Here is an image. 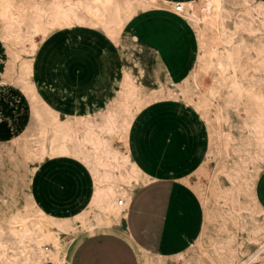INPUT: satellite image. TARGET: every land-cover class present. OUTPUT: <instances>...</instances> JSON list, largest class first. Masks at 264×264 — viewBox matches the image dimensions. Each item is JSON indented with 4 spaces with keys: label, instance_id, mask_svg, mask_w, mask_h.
Returning <instances> with one entry per match:
<instances>
[{
    "label": "bare ground",
    "instance_id": "bare-ground-1",
    "mask_svg": "<svg viewBox=\"0 0 264 264\" xmlns=\"http://www.w3.org/2000/svg\"><path fill=\"white\" fill-rule=\"evenodd\" d=\"M191 1L164 0L174 9L180 8L175 13L196 32L198 40L194 66L183 81L173 79L156 51L153 88L144 86V72L135 64L136 76L122 69L123 79L114 82L104 107L70 117L51 108L39 92L28 62L34 53L33 37L37 35L43 41L55 30L85 27L100 29L115 44L124 35L135 48L139 37L129 24L138 10H145V0H0V39L7 45L8 56L0 86L23 98L26 111L19 132L28 141L20 184L23 203L6 185L0 194V264H45L47 259L64 264V259L48 247L57 246L55 231L68 233L71 221L47 215L34 204L32 179L27 174H33L35 168L30 169L27 163L40 165L57 158L81 163L95 185L94 195L78 215L83 228L92 233L107 219L122 222L130 188L138 186L145 175L128 146L134 117L161 100L166 91L172 101L198 94L197 104L204 105L200 87L209 96L220 95V88L226 90L214 112L218 124L208 127L206 151L214 172L213 198L220 205L214 218L220 219L221 225L213 235L205 233L210 214L203 209L198 239L186 252L178 253L177 263L264 264V209L255 194L264 171V0H206L202 18L188 12ZM230 23L232 29L227 27ZM244 34L254 38V43L244 42ZM222 123H226V129ZM219 174L226 184L218 180ZM145 179L154 183L146 175ZM119 200L121 205L117 204ZM200 202L203 207V200ZM88 213L96 219L89 221ZM203 234L206 242L199 239ZM245 242L258 245L247 258L242 250ZM199 248H203L202 253L197 252ZM145 264H163V259L146 251Z\"/></svg>",
    "mask_w": 264,
    "mask_h": 264
},
{
    "label": "rangeland",
    "instance_id": "rangeland-1",
    "mask_svg": "<svg viewBox=\"0 0 264 264\" xmlns=\"http://www.w3.org/2000/svg\"><path fill=\"white\" fill-rule=\"evenodd\" d=\"M145 2V10H138L136 19L134 18V21L129 24L130 30L140 35L139 46L135 48L129 45L124 35L120 37L118 44L114 45L97 32L91 35L85 33L83 40L77 39L76 43H73L74 35L70 32L73 33L77 27L55 30L43 41L39 36H34V53L30 56L32 60L28 61L32 65L33 73L39 62L41 43L44 44L49 39L68 32L60 36L56 43L47 45L43 50L42 67L46 84L51 87L49 94L62 95L59 101L63 104L75 98L79 101V109H82L85 103L93 101L99 105L100 95L105 90L101 87L102 83L98 82V75L101 72L111 74L112 71L116 75L119 68H124L131 75L136 76L135 64L139 65L144 72V86L153 88V72L157 62L156 51L161 55L173 79L178 82L183 81L192 70L196 59L198 49L196 32L180 15L175 13L171 3H166L164 0H145ZM206 7V0H192L191 7L187 10L202 18ZM241 8L244 10L243 6ZM148 12L167 16L144 15ZM227 27L233 28L231 23ZM79 37L78 34L77 38ZM244 42L253 44L254 38L244 34ZM102 48L106 51L105 55L101 54ZM27 49H29L28 46ZM230 50H233L232 47ZM6 53L7 45L0 39V74L4 73V61L8 59ZM19 62L18 60L16 64ZM241 62L244 63V59H241ZM161 74L158 72L159 78ZM38 89L40 92L39 86ZM220 92V95L209 96L204 92V88L200 87V96L206 100L205 104L201 105L197 104L198 94H191L186 100L172 101L168 98L169 94L166 91L161 100L151 103L134 117L128 131V146L130 152L132 149L131 155L134 161L138 166L140 165L139 167L149 179H154V183L162 179L153 185L161 184L165 186V189L161 188L156 192L166 193L170 197V215L164 242L159 252L152 253L160 255L163 264H178L176 259L178 253L186 252L190 244L198 239L203 209L210 214V218L205 223V233L213 235L218 232L221 225L220 219L214 218L220 205L213 198L214 172L206 159L209 145L208 127L214 128L218 124L214 112L222 104L223 93L226 90L220 88ZM0 100V194L3 193L6 185L11 190H15L19 202L23 203L20 184L21 177L25 175L23 163H25L28 141L20 135L19 130L23 124L26 108L18 92L2 86H0ZM68 105L70 106V103ZM222 114L226 120V112L223 111ZM74 115L75 113L67 116ZM79 128L82 126L80 125ZM222 128L226 129V123H222ZM205 144L207 146L204 152ZM51 160L56 159L44 160L40 165L27 163L30 169L35 168L33 174H27L32 179L30 184L32 199L35 205L42 207L36 199L37 188L44 194L48 208L60 207L62 210L71 211L77 202L85 200L89 192L87 178L83 170L75 164L56 162L43 165ZM145 175L138 186L130 188V199L136 189L152 183L146 182ZM218 180L223 185L227 183L223 174L218 175ZM38 185H40L39 188ZM200 199L203 200V207ZM84 208L70 216L55 215L41 208L47 215L58 218L60 216L71 221L72 228L68 233L55 231L54 235L58 237L57 246L49 245L48 247L52 253L64 259V264H67L66 260L69 259L76 244L89 234L105 232L112 228L127 236L122 228V222L113 219L105 220L99 230L89 233L83 228L78 217L79 213L85 210ZM94 216L93 213H88L87 219L94 221L96 219ZM227 226L230 227L229 224ZM219 234L222 235L220 231ZM129 239L135 247L139 264H145L146 250L135 244L130 237ZM199 239L206 242L207 236L203 234ZM238 240L243 241L241 237H238ZM261 240H264V236ZM257 247L256 243L245 242L242 248L243 257L251 256ZM197 252L202 253L203 248H199ZM45 264L56 263L47 259ZM250 264L263 263L254 261Z\"/></svg>",
    "mask_w": 264,
    "mask_h": 264
},
{
    "label": "crops",
    "instance_id": "crops-1",
    "mask_svg": "<svg viewBox=\"0 0 264 264\" xmlns=\"http://www.w3.org/2000/svg\"><path fill=\"white\" fill-rule=\"evenodd\" d=\"M144 15L163 17L167 16L166 14H160L156 12H148ZM73 31V33L70 32L71 35H74L73 40L75 41H73V43H76L77 39L79 41L83 40L85 33L91 35L93 32H97L109 42L116 45L110 37L106 36L99 29L89 30L82 27H77ZM136 33L139 37V33ZM64 34H68V32L62 33L60 36ZM78 34L80 36L79 38H77ZM60 36H55L49 39L44 44L41 43L42 48H40L39 50V62L37 64L36 69L34 70V79L40 87V92L43 98L45 99L46 103L51 108L67 115H72L74 113L84 114L86 113V111H91L95 108L104 107L106 97H109L111 95V90L114 85V82L116 80L123 79L122 69L124 68H119L116 75L114 71H112L111 74H109V72H101L98 75V82L102 83L101 87H103L105 90V92L100 95L99 105L95 104V102L93 101L91 103H85L84 107L82 109H79V101L77 99L72 98L71 101L68 102L70 103L69 106L68 103H60L59 100L62 98V95L55 94L52 96L49 94L51 87H48V84H46V78L43 71L44 68L42 67L43 50H45V47L47 45L56 43V41L60 39ZM105 53V49L102 48L101 54L105 55ZM81 98L83 99L84 97L82 96ZM197 116L199 118L198 114ZM206 144L204 152L206 151ZM56 162H67L69 164H75L83 170L87 178L89 187V192L85 200L77 202L74 209L69 211L62 210L60 207L48 208V206L46 205L47 200L45 199L44 194L41 193V191L37 188L36 199L42 206L41 208L48 213L60 216L74 215L75 213L83 209L87 205L91 197L94 195V182L87 170L79 162L68 160L66 158H59L56 160L47 161L43 165L53 164ZM137 163L139 164L138 161ZM161 180L162 179H159L155 183H151L144 187H139L134 191L126 210V217L122 221V228L124 229L127 236L122 232L112 228L107 229L105 232L89 234L82 238L73 248L69 259L67 258V264H139V257L129 237L135 244H137L142 249L151 253L159 252L164 242L168 217L170 215V197L166 193L161 194L156 192L158 189H165V186L161 184L153 185ZM170 181L173 180L170 179ZM39 186L40 185H38V188ZM255 194L258 204L264 209V171L260 175L255 185Z\"/></svg>",
    "mask_w": 264,
    "mask_h": 264
},
{
    "label": "built area",
    "instance_id": "built-area-1",
    "mask_svg": "<svg viewBox=\"0 0 264 264\" xmlns=\"http://www.w3.org/2000/svg\"><path fill=\"white\" fill-rule=\"evenodd\" d=\"M174 11L178 12V11H180V8H179V7H175ZM117 204H118V205H121L122 202L119 200V201L117 202Z\"/></svg>",
    "mask_w": 264,
    "mask_h": 264
}]
</instances>
